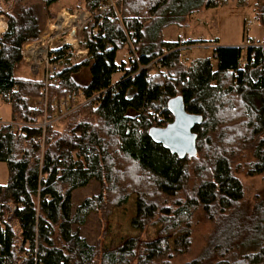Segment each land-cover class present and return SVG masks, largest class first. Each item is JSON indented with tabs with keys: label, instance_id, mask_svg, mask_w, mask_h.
<instances>
[{
	"label": "trees",
	"instance_id": "1",
	"mask_svg": "<svg viewBox=\"0 0 264 264\" xmlns=\"http://www.w3.org/2000/svg\"><path fill=\"white\" fill-rule=\"evenodd\" d=\"M227 3L0 0L7 25L0 36V100L19 123L15 130L0 124V163L8 172L0 185V264H171L190 253L196 215L210 230L184 264H264V192L247 201L237 176H264V42L217 46L211 57L187 63L178 43L163 38L171 26L186 28L193 13ZM62 4L91 14L80 34L87 56L65 64L44 111L43 84L16 72L24 66V46L43 29L35 8L53 19ZM255 20L264 30V0L256 3ZM124 50L128 61L117 62ZM84 69L89 77L81 83ZM78 93L87 102L56 120L54 99ZM176 99L200 118L191 156L150 136L172 123L169 105ZM43 117L45 130L38 126ZM92 182L99 191L74 206V192ZM131 196L137 236L103 248L80 235L90 215L107 220ZM154 226L155 237L143 235Z\"/></svg>",
	"mask_w": 264,
	"mask_h": 264
},
{
	"label": "rangeland",
	"instance_id": "2",
	"mask_svg": "<svg viewBox=\"0 0 264 264\" xmlns=\"http://www.w3.org/2000/svg\"><path fill=\"white\" fill-rule=\"evenodd\" d=\"M257 1L258 0H245L246 4L244 6H238L237 3L227 0L228 3L226 6L195 12L188 18V26L186 28L171 26L163 31V38L166 41L173 42L176 41L177 35L182 33L185 38L193 41L204 42L203 44L190 48L187 51V58H184L187 63L195 59L211 57L213 48L217 46H242L246 38L251 39L253 44H262L264 42V30L257 25L255 20V6ZM62 9H65L69 13L76 11L83 13L87 12L82 9L69 11L67 6L63 5L58 8L53 19H56L57 14H59ZM35 14L38 20L42 23L43 29L48 21H53L52 18H49L50 16L42 6H37L35 8ZM0 23L6 24L3 16H0ZM246 26L250 27L247 33L245 32ZM80 47L82 48L81 45ZM127 58L128 52L124 50L117 54L116 61H128ZM81 60L83 59L76 60L75 58L74 61L71 62H79ZM23 62L24 68L19 69L16 74L19 76L22 75L31 77L29 68L27 70L28 64L24 60ZM65 64L66 63L62 64L61 69H63ZM88 77V72L84 69L78 76V80L81 83H85L87 82ZM118 77V75H115L113 80H117ZM11 113L10 107L5 105L0 100V118L2 121L8 122H0V124L11 125L12 122L17 123L16 117L13 116V114L11 115ZM60 129L61 126L59 127V130ZM237 176L244 186L245 199L247 201L253 202L258 193L264 192V176L247 177L244 174H238ZM7 181L8 172L6 165L4 163H0V185H5ZM98 191L99 186L94 182L90 183L84 189L75 191L73 194V205L77 206L84 198L96 194ZM135 201V196H131L126 205H124L121 209L113 210L107 220H101L99 215H90L84 226L80 228V235L92 245L101 241L103 248L117 247L125 239L137 236L139 231L131 227V221L136 215ZM158 229L159 226L149 227L144 231L143 235L153 238L156 236ZM209 230L210 225L207 224L200 215H196L193 225L194 241L190 253L182 257H175L171 260V264H184L194 258V256L202 248L203 239L205 235L208 234Z\"/></svg>",
	"mask_w": 264,
	"mask_h": 264
},
{
	"label": "built area",
	"instance_id": "3",
	"mask_svg": "<svg viewBox=\"0 0 264 264\" xmlns=\"http://www.w3.org/2000/svg\"><path fill=\"white\" fill-rule=\"evenodd\" d=\"M109 5L113 6L114 3L109 0ZM106 8L107 6L103 7V9ZM88 13L89 12L83 13L77 11L69 13L65 9H62L59 14H57L56 19L46 23L38 40L27 43L24 46L22 51L23 60L28 64L32 76L36 77L44 87L41 98L38 101V107L44 111H46L48 88L50 85H57L59 83L57 76L62 70V64L74 61L75 58L76 60L84 59L87 56V50L84 47H80V33L91 19V14ZM62 16L66 20L58 22V19ZM73 17L76 21L74 25L67 21ZM249 28V26H246V33ZM176 42L178 43L176 50L181 52L182 58H187V51L192 48L193 45H188L187 39L182 33L177 35ZM251 45H253L251 39L246 38L241 47L245 48ZM61 50H65L64 54L60 58L54 59L55 56H53V54ZM144 69L150 70V66H146ZM54 100V110L58 113L56 120L71 112L73 108L87 102V100H84L83 95L79 93L67 95L62 101H56L57 99ZM48 124L49 122L43 117L39 121L38 126L45 130ZM17 125L19 124L15 122L11 123L14 130ZM38 141L42 143L43 137L38 138Z\"/></svg>",
	"mask_w": 264,
	"mask_h": 264
},
{
	"label": "water",
	"instance_id": "4",
	"mask_svg": "<svg viewBox=\"0 0 264 264\" xmlns=\"http://www.w3.org/2000/svg\"><path fill=\"white\" fill-rule=\"evenodd\" d=\"M169 107L174 116L172 123L165 128L151 130L150 136L155 142L162 144L180 157L194 155L196 144L192 128L200 121V118L188 115L180 99L172 101Z\"/></svg>",
	"mask_w": 264,
	"mask_h": 264
},
{
	"label": "crops",
	"instance_id": "5",
	"mask_svg": "<svg viewBox=\"0 0 264 264\" xmlns=\"http://www.w3.org/2000/svg\"><path fill=\"white\" fill-rule=\"evenodd\" d=\"M113 3L114 2H117V1H119V0H117V1H114V0H111ZM6 30V24H4L3 25V27H2V23H0V35L1 34H3V32ZM187 39V41H193V40H191V39H188V38H186ZM173 42H176V41H173ZM203 44V43H202ZM200 44H198V45H193V47L192 48H194V47H197V46H199ZM234 47H236V46H234ZM27 67V66H26ZM23 68H24V66H23ZM27 70H28V67H27ZM30 71V70H29ZM31 74V73H30ZM31 77L33 78L34 76H32V74H31ZM11 110V109H10ZM11 115H12V113H11ZM0 122H3V123H8V122H6V121H2L1 120V118H0Z\"/></svg>",
	"mask_w": 264,
	"mask_h": 264
},
{
	"label": "bare ground",
	"instance_id": "6",
	"mask_svg": "<svg viewBox=\"0 0 264 264\" xmlns=\"http://www.w3.org/2000/svg\"><path fill=\"white\" fill-rule=\"evenodd\" d=\"M65 21L66 19H64V17L62 16V17H60L59 19H58V22H61V21ZM70 24H72V25H74L75 24V18L73 17V18H71V19H69V20H67ZM65 24V23H64ZM3 25L4 24H2V27H3Z\"/></svg>",
	"mask_w": 264,
	"mask_h": 264
}]
</instances>
